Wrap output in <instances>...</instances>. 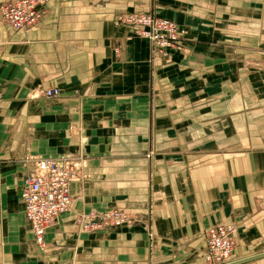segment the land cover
Wrapping results in <instances>:
<instances>
[{
  "label": "crops",
  "instance_id": "1",
  "mask_svg": "<svg viewBox=\"0 0 264 264\" xmlns=\"http://www.w3.org/2000/svg\"><path fill=\"white\" fill-rule=\"evenodd\" d=\"M149 1L49 0L30 29L0 20V264H204L223 223L229 264H264V0ZM150 6L187 47L161 57L114 22ZM67 155L71 203L40 247L25 159ZM109 209L149 225L80 228Z\"/></svg>",
  "mask_w": 264,
  "mask_h": 264
},
{
  "label": "built area",
  "instance_id": "2",
  "mask_svg": "<svg viewBox=\"0 0 264 264\" xmlns=\"http://www.w3.org/2000/svg\"><path fill=\"white\" fill-rule=\"evenodd\" d=\"M49 0H6L0 4V20L14 31L27 30L38 24L44 14V7ZM116 25L128 26L133 34L149 42L153 54L166 55L176 41L178 26L172 20L156 18L147 13H126L115 17ZM57 87L41 90L45 98L59 94ZM30 158V157H29ZM27 172L23 178L21 200L24 215L31 226L34 242L43 246V234L53 226L59 215L68 210L71 203L69 183L79 175L80 164L75 156L43 158L32 156ZM27 160L25 159V162ZM129 214L113 209L106 212L91 211L80 218L87 219L83 230L95 231L104 227H117L126 224ZM212 227L207 233V252L204 253V264H214L216 260L224 261L233 250V227ZM215 235V236H214Z\"/></svg>",
  "mask_w": 264,
  "mask_h": 264
},
{
  "label": "rangeland",
  "instance_id": "3",
  "mask_svg": "<svg viewBox=\"0 0 264 264\" xmlns=\"http://www.w3.org/2000/svg\"><path fill=\"white\" fill-rule=\"evenodd\" d=\"M6 1V0H5ZM5 1H2L1 3H3V2H5ZM151 1V2H150ZM149 1V3H150V5L152 4V3H155L157 0H150ZM0 3V4H1ZM147 13V14H150V15H152V16H154V17H156V18H165V19H168V18H166L165 16H163V15H161V14H159V13H157V11L153 8V7H151L150 6V8L148 9V10H142V11H127V10H122V11H120L117 15H121V14H126V13ZM116 15V16H117ZM115 16V17H116ZM170 20V19H169ZM176 25L178 26V28H179V30H178V36H177V39H176V41L173 43V45L169 48V49H167V52L169 51V50H172V51H175V52H179L180 50H182V49H184L185 47H187L188 46V43L187 42H190V41H188L189 39L186 37V34H187V32H186V29L183 27V26H181L179 23H176ZM140 38V37H139ZM140 39H142V40H144V41H147L146 39H143V38H140ZM148 42V41H147ZM148 44H149V42H148ZM166 52V53H167ZM149 61L151 62V57H149ZM38 96H42L41 95V93L40 94H38ZM32 158L30 157V158H28L27 159V161H26V163H29L30 161H32L31 160ZM30 164L31 163H29V166H30ZM111 210H113V209H109V211H111ZM106 211H108V210H106ZM106 211H102V212H106ZM130 213H131V211H130ZM129 213V218L126 220L127 222H126V224L125 225H128V226H130V225H136V224H140V225H142V226H146V225H149V220H148V218H145V217H143L142 215V217H139V215H136V214H130ZM133 216H135V217H133ZM104 228H108V227H104ZM210 228V227H209ZM154 235V234H153ZM232 236H233V232H232ZM145 237H146V239H147V236H146V232H145ZM153 239H154V236H153ZM153 239H152V241H153ZM149 241H151V240H149ZM233 247H234V245H233ZM233 251V250H232ZM232 251H231V254H232Z\"/></svg>",
  "mask_w": 264,
  "mask_h": 264
},
{
  "label": "bare ground",
  "instance_id": "4",
  "mask_svg": "<svg viewBox=\"0 0 264 264\" xmlns=\"http://www.w3.org/2000/svg\"><path fill=\"white\" fill-rule=\"evenodd\" d=\"M159 56H161V57H163V56H165V55H159ZM34 157H36V156H34ZM81 168H82V166H81ZM22 192V191H21ZM20 199H21V193H20ZM21 202H22V200H21ZM115 210V209H114ZM109 211V210H108ZM118 211H120V210H118ZM96 212V211H95ZM100 212H102V211H100ZM123 212V211H122ZM123 213H125V212H123ZM82 216L84 217L85 216V214H82ZM129 216V215H128ZM125 225V224H124ZM227 225H230V226H232L233 227V234H234V225H231V224H227V223H223V224H220V226H227ZM118 226H121V225H118ZM217 226H219V225H215V226H211L212 227V229L211 230H213V229H215V228H213V227H217ZM114 227V226H113ZM210 227V228H211ZM80 228L81 229H83V225H82V227L80 226ZM210 228H208L206 231H205V249H204V253H206L207 252V242H206V236H207V233L209 232L210 233V231L211 230H209ZM104 229V228H103ZM213 234L215 233L214 232V230H213V232H212ZM215 236V235H214ZM232 240H233V236H232ZM233 244H234V242H233ZM205 255L203 254V257H204ZM231 256H232V254L229 256V257H227L224 261H222V262H219V260H216V261H214V262H216V263H214V264H229L230 262H231ZM232 263V262H231ZM208 264H210V263H208Z\"/></svg>",
  "mask_w": 264,
  "mask_h": 264
}]
</instances>
